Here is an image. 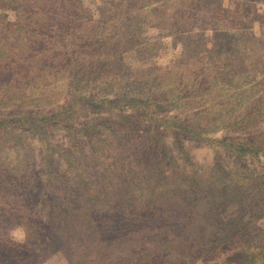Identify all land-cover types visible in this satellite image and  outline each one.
Instances as JSON below:
<instances>
[{
  "label": "rangeland",
  "instance_id": "374dc122",
  "mask_svg": "<svg viewBox=\"0 0 264 264\" xmlns=\"http://www.w3.org/2000/svg\"><path fill=\"white\" fill-rule=\"evenodd\" d=\"M186 244L264 264V0H0V264Z\"/></svg>",
  "mask_w": 264,
  "mask_h": 264
},
{
  "label": "trees",
  "instance_id": "16d2710c",
  "mask_svg": "<svg viewBox=\"0 0 264 264\" xmlns=\"http://www.w3.org/2000/svg\"><path fill=\"white\" fill-rule=\"evenodd\" d=\"M180 128H181V130L183 129V131H188V127L187 126H183V125H181L180 126ZM176 135L178 136L179 134L178 133H176ZM194 136H196V134H194ZM230 145L232 144V145H234L233 144V142H230L229 143ZM236 148H232L233 150H235L236 151V153H237V155L238 156H240L241 155V153H242V150H241V145L239 146V145H237V146H235ZM239 207H241V206H239ZM245 208L244 209H246V213H250V211H249V209H251V204L249 205V207H248V205L246 204V206H244ZM147 211V210H146ZM144 218V217H143ZM184 224H187V220H184ZM237 226H238V224H237ZM236 226V227H237ZM251 228H248V230H249V232L250 233H253V229H255L254 227H252V226H250ZM232 231V230H231ZM249 233V234H250ZM226 237H227V235H226ZM224 239V238H223ZM176 240V239H175ZM148 244H149V247H153V249L154 250H158V251H162V252H165L166 251V249H168V251H167V254L164 256V259L166 260V259H168L169 257H170V255L168 254V252H169V249H171V246H169L170 244H167V246H160L159 245V243H158V241L157 240H147L146 241ZM180 243H178L177 245H179ZM182 244V243H181ZM174 245V244H173ZM108 248H112L113 249V251H112V253H114L115 251H116V254L117 255H119V256H121V255H123V254H125L126 252H124V251H122V252H118V250H116V249H120V245H115V243L112 241L111 242V244L110 245H108L107 246ZM175 248H177V246L175 247ZM180 249V248H179ZM94 250H88V253H84L83 255H85L84 256V259L85 260H87V261H85V262H91V260H92V256H94V255H96V252H93ZM96 251V250H95ZM174 252H181V254H179L178 255V264H181L182 262L181 261H183V259H184V257L185 256H187L189 259L191 258V256L194 254V252L193 251H191V248L190 247H188V245L186 244L183 248H182V250H174ZM97 253H98V251H97ZM129 253V252H128ZM134 252H132V254H133ZM264 254V253H263ZM82 255V256H83ZM120 258V257H119ZM94 261V260H93Z\"/></svg>",
  "mask_w": 264,
  "mask_h": 264
}]
</instances>
